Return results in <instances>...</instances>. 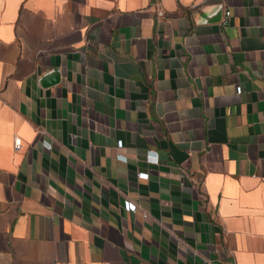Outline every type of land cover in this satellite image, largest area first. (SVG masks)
<instances>
[{
  "label": "crops",
  "instance_id": "1",
  "mask_svg": "<svg viewBox=\"0 0 264 264\" xmlns=\"http://www.w3.org/2000/svg\"><path fill=\"white\" fill-rule=\"evenodd\" d=\"M0 264H264V0H0Z\"/></svg>",
  "mask_w": 264,
  "mask_h": 264
},
{
  "label": "water",
  "instance_id": "2",
  "mask_svg": "<svg viewBox=\"0 0 264 264\" xmlns=\"http://www.w3.org/2000/svg\"><path fill=\"white\" fill-rule=\"evenodd\" d=\"M223 15V8L219 7L217 9V12L212 17H207L206 21H209L210 19L213 22H219L222 19ZM61 80V73L59 69H53L48 71L41 79V83L44 86H51L54 84L59 83ZM171 148L173 150V156L178 162H182L187 158V153L176 147L175 145H171Z\"/></svg>",
  "mask_w": 264,
  "mask_h": 264
},
{
  "label": "built area",
  "instance_id": "3",
  "mask_svg": "<svg viewBox=\"0 0 264 264\" xmlns=\"http://www.w3.org/2000/svg\"><path fill=\"white\" fill-rule=\"evenodd\" d=\"M163 14H164V11L163 10H159V15H163ZM230 14H231L230 11L226 12V18L227 19L229 18ZM225 23H227V20H225ZM237 91L241 92L242 88L238 86L237 87ZM122 145H123V142L122 141H118V147H122ZM14 146H15V148L17 150L21 149L22 141H21L20 138H16L15 139ZM148 156L150 157L151 160H154V161H157V159H158V156L156 155L155 151H152V150H150L148 152ZM123 158H125V157H123ZM148 176H149V174L148 173H144V172L139 174L140 178H148ZM124 207L128 211H133V212L137 211V204H135L133 201L128 200V199L124 201Z\"/></svg>",
  "mask_w": 264,
  "mask_h": 264
}]
</instances>
